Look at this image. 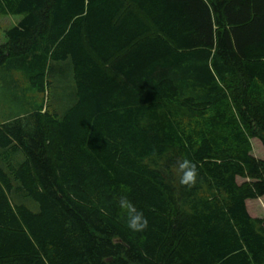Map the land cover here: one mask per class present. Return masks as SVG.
Listing matches in <instances>:
<instances>
[{
    "label": "trees",
    "instance_id": "obj_1",
    "mask_svg": "<svg viewBox=\"0 0 264 264\" xmlns=\"http://www.w3.org/2000/svg\"><path fill=\"white\" fill-rule=\"evenodd\" d=\"M7 15L0 264H264L247 207L264 197V0H0Z\"/></svg>",
    "mask_w": 264,
    "mask_h": 264
},
{
    "label": "rangeland",
    "instance_id": "obj_2",
    "mask_svg": "<svg viewBox=\"0 0 264 264\" xmlns=\"http://www.w3.org/2000/svg\"><path fill=\"white\" fill-rule=\"evenodd\" d=\"M20 20H21V16H14V15L0 16V44H3L7 41L6 31L12 28L13 26H16L20 22ZM4 79L6 81L9 80V78H5L4 74L0 73V108L3 107V102H5L7 103V106H9L8 109L9 111L16 110L17 104H14V107H12V103L10 102L12 94L5 92L7 86H6V82L5 81L3 82ZM20 81H21V86L27 89L29 82H27L24 77ZM18 89L19 88H16V91L14 92V96L17 99L18 98L22 99L24 92ZM27 93H32V92L27 91ZM34 93L32 94L36 96L37 102L40 103V101H42V94L36 92ZM55 95L57 96V94ZM5 103H4V107H5ZM10 107L12 108L10 109ZM4 112H5V108H3V113ZM251 153L257 159L264 160V146L260 140L258 139L251 140ZM244 181L246 180L238 179L239 183H242ZM248 210L252 216L264 218V197L255 200H250L248 203Z\"/></svg>",
    "mask_w": 264,
    "mask_h": 264
},
{
    "label": "clouds",
    "instance_id": "obj_3",
    "mask_svg": "<svg viewBox=\"0 0 264 264\" xmlns=\"http://www.w3.org/2000/svg\"><path fill=\"white\" fill-rule=\"evenodd\" d=\"M175 167L180 176L179 183L181 185L192 187L197 183L198 169L196 163L189 159H183L178 161ZM119 207L127 213L129 229L134 232H143L148 228V220L143 211L138 210L127 196L120 198Z\"/></svg>",
    "mask_w": 264,
    "mask_h": 264
},
{
    "label": "crops",
    "instance_id": "obj_4",
    "mask_svg": "<svg viewBox=\"0 0 264 264\" xmlns=\"http://www.w3.org/2000/svg\"><path fill=\"white\" fill-rule=\"evenodd\" d=\"M248 203H249V201H247V207H248ZM249 211V210H248ZM250 213V212H249ZM252 216V215H251ZM254 217V216H253Z\"/></svg>",
    "mask_w": 264,
    "mask_h": 264
}]
</instances>
